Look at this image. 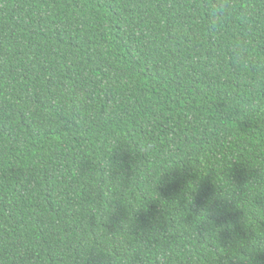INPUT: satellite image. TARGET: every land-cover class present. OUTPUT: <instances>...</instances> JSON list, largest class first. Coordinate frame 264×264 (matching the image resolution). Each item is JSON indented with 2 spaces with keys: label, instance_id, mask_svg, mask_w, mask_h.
I'll use <instances>...</instances> for the list:
<instances>
[{
  "label": "trees",
  "instance_id": "obj_1",
  "mask_svg": "<svg viewBox=\"0 0 264 264\" xmlns=\"http://www.w3.org/2000/svg\"><path fill=\"white\" fill-rule=\"evenodd\" d=\"M0 264H264V0H0Z\"/></svg>",
  "mask_w": 264,
  "mask_h": 264
}]
</instances>
